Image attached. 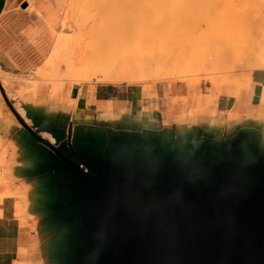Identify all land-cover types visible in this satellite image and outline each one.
I'll return each mask as SVG.
<instances>
[{
    "label": "water",
    "instance_id": "1",
    "mask_svg": "<svg viewBox=\"0 0 264 264\" xmlns=\"http://www.w3.org/2000/svg\"><path fill=\"white\" fill-rule=\"evenodd\" d=\"M0 90L21 124L18 158L30 161L19 177L39 193L44 264H264L259 125L192 135L24 106L28 124Z\"/></svg>",
    "mask_w": 264,
    "mask_h": 264
},
{
    "label": "rangeland",
    "instance_id": "2",
    "mask_svg": "<svg viewBox=\"0 0 264 264\" xmlns=\"http://www.w3.org/2000/svg\"><path fill=\"white\" fill-rule=\"evenodd\" d=\"M31 3L34 6L43 3L41 6L45 7L44 16L47 13H55L70 26L71 31L67 39L70 41L72 53L67 56L65 62L59 63L62 74L66 75L72 66L83 61V55L77 52L82 40L88 39L90 44L98 43L99 48L95 49L97 54L109 52L112 56L139 58L142 66L150 67L157 76L155 79L152 75L153 79L146 82L112 84L96 79L81 81L68 74L63 78L41 77L37 76L36 72L33 77L26 79L36 80L40 88L39 93L45 84L48 85V90L57 85L70 89L73 85L86 84L93 88L96 84H110L132 86L135 91H140L144 97L150 98V95L157 93L160 88L172 106L178 100L173 95L174 87L185 85L192 92V101L199 106L188 114H179L181 122L176 127L187 131L192 116H196L197 112L205 107L206 100L218 96L236 99L240 90L252 85L251 74L258 66L255 65L257 67L252 69L250 67L253 66L250 65H264V0H31ZM27 10V0H13V5L4 11L0 18V69H9L11 72L18 68L6 58V50L13 42V36L21 51L18 57H26L27 34L26 22L23 19L26 18ZM72 10L75 14L70 17ZM88 17H91V21L99 19L95 23L93 21V24L88 22ZM87 23L96 29L97 25L101 24L98 27L102 30L98 28L96 33L101 35H94L93 31L96 32V29L91 27L90 30ZM76 49L79 50L75 53ZM257 69H264V66ZM26 79L22 80L23 83ZM206 91L209 96L205 97V104L200 107L202 100L198 96H202ZM50 98H53V95ZM181 99L185 101L184 97ZM68 100L71 101L72 107L76 108L78 99ZM32 104L34 109V101ZM145 116V113H141L142 118ZM62 118L67 121L66 115ZM239 118V114L229 113V130L240 127L246 119ZM236 120L239 123L235 125ZM122 121L131 122L128 117H123ZM170 122L162 127L169 129ZM254 122L258 124L257 120L251 118L249 124ZM133 123L137 124L136 121ZM259 126L263 130V127ZM10 158V155L0 154V180L10 179L7 183H0V193L15 187H24L17 169L24 164L26 167L30 166L27 158L21 161L18 156H14L15 164L11 168ZM5 196L8 195L1 194L0 201ZM15 198L16 216L20 222H26L28 225L29 218L37 216L35 202L39 193L35 186H32L29 198L19 200L20 194ZM26 257L29 258L27 253Z\"/></svg>",
    "mask_w": 264,
    "mask_h": 264
},
{
    "label": "crops",
    "instance_id": "3",
    "mask_svg": "<svg viewBox=\"0 0 264 264\" xmlns=\"http://www.w3.org/2000/svg\"><path fill=\"white\" fill-rule=\"evenodd\" d=\"M27 1L31 2V0ZM11 5H13V0H0V18ZM30 8L28 6L29 10L26 11V18L23 19L26 22L27 34L26 57H18L21 51H19L20 48H18V43L14 39L15 36H13V42L8 45L6 50V58L10 62L15 63L14 65L18 66V68L13 69L11 72L9 69H1L10 76L18 78L22 76L19 80L20 83L15 85V89L21 88V85L26 86L21 80L26 79V77H33L37 70L48 60L53 47V35L46 15L44 16L43 13ZM251 81V87L240 90L236 99L218 96L217 98H209L205 104V97L209 96L207 95L208 91L202 93V96H198L202 100L200 107L204 104L205 107L197 112L196 116H192L191 124L186 130L191 132L196 126H205L211 129L229 131V113H237L241 117L239 120L244 117L257 120V123L263 127L264 131V69H256L251 74ZM47 87L48 85H43L42 90L34 100V108H41L46 113L54 115L57 121H63V115L67 116L68 122L72 121V114L61 106L69 97L70 99H78L76 114L79 116L77 119L81 121L112 124L113 117L108 112L109 103L112 101L122 107V113L125 110L128 114L134 116L139 113H145L146 116L142 119L148 123L152 122L160 126L167 124V120H164L163 92L160 88L156 91V99L155 97H144L142 92L135 91L129 85L96 84L93 88L86 84L81 86L73 85L70 89L66 87L63 90L62 95L64 98L62 100L55 99V97L50 98L49 92L52 88L48 90ZM2 90L15 111L14 104L18 102L24 109V106H26V95L20 98L17 96L12 98L6 94L4 88ZM191 93V90L185 85H176L174 87L173 95L178 99L172 105L174 114H188L190 110L199 107L192 101ZM0 95V101L2 102H0V149H4V151H0V154L10 155V167L13 168L15 164L14 156H19L21 152L17 141V131L21 129V124L5 101L1 90ZM182 97L185 98V101H182ZM16 99L18 100L17 102ZM20 116L22 117V115ZM129 123L134 124L133 122ZM238 123V120L234 121L235 125ZM176 126L175 122H170V127ZM42 136L45 137L43 134ZM19 179L23 180L24 187L7 189L0 193V195H8L0 201V264H17L20 262H23V264H44L41 256V239L38 236L37 229L38 217L31 216L28 225H26V222H20L15 213L17 202L15 196L20 194L19 200L29 198L30 188L34 186L27 181L25 182L21 177ZM9 180H0V183H7ZM26 253L29 258L26 257ZM26 258L28 260L27 263Z\"/></svg>",
    "mask_w": 264,
    "mask_h": 264
},
{
    "label": "bare ground",
    "instance_id": "4",
    "mask_svg": "<svg viewBox=\"0 0 264 264\" xmlns=\"http://www.w3.org/2000/svg\"><path fill=\"white\" fill-rule=\"evenodd\" d=\"M27 3L29 7L33 6V8L36 9L38 12L43 13V14L45 13V7L41 6V4H43L44 2L41 4L39 3L40 6H34L30 1H27ZM74 14L75 13L72 10L70 17H73ZM89 18L91 19V17H88V19ZM46 19L53 33V47H52V51H51V54L48 60L45 62V64L41 68L37 70V76L38 75L41 77L54 76V77L63 78L67 76L68 74V76L74 79L81 80V81H90L92 79H96L97 81H100V82L112 83V84L121 83V82H125V83L146 82L150 80L151 78L153 79L152 75H154V72L151 71L150 67H143L142 64L140 63L141 61L139 60V58L129 57V56H119V57L112 56L109 52L102 54V55L97 54L95 52V49L99 48L98 43L91 42L90 44L88 39L82 40V43L80 45V50L78 49L79 52H77L78 51L77 49L75 51V53L77 52L79 55L80 54L83 55V61L76 66H72L71 70L68 71L66 75L62 74L59 69V66H60L59 63L65 62L67 59V56L71 55L72 53V50L69 46L70 41L67 39L71 29H70V26L67 24V21L65 19L61 20L60 17L55 13H50V14L47 13ZM90 19L88 20V22L93 23L94 20L91 21ZM98 19H95L94 23ZM111 19L113 20V17ZM103 22L104 20L102 19V23ZM90 23H87L88 24L87 27H89L91 30V27L94 28V26H92ZM101 24L97 25V29L94 28L96 29V32L92 30L94 35H99V34L101 35V33L96 34L99 28L98 26H101ZM102 27L104 28V26ZM99 29H101V27ZM91 51H94V52H91ZM107 51L109 50L107 49ZM255 65H257L258 67ZM260 65L264 66L263 63H257V64L254 63V65H250V66H253L250 68L254 69V66L257 68H260L261 67ZM21 77L18 78V77L10 76L9 74L5 73L4 71L0 69V83L2 85V88H4L6 94L12 98L15 96L20 98L26 95V113H27V110H32V106H33L32 103L37 98L40 88H39V84L36 82L35 79H26V81L24 82L26 86L21 85L22 86L21 88L15 89V85L20 83L19 80L21 79ZM155 77L157 78L156 75H154V78ZM52 89L50 90V93H49L51 94L50 97L53 95V98L55 96V99L58 98V99L63 100L64 96L62 95V92H64L63 90L65 89L64 85H57L55 87H52ZM146 94H147V91H146ZM156 96H157V93L150 95V97H155L157 99ZM0 99H1V95H0ZM68 99H66L67 101L64 104L62 103L63 105L61 104V106L62 108L68 110L72 114L71 115L72 119L78 120L77 118L79 116L76 114L77 108L72 107V103ZM17 101L18 100L16 99V102ZM14 105H15L16 111H18V113H20V115H22L23 117L24 116L23 106H21L19 102L17 104L15 103ZM162 107L164 108V109L162 108L164 110V115H165L164 120H167V123L170 121L175 122L176 124L181 122V118L179 114H174L171 104L166 100L164 95H163ZM121 110H122V107H120L118 103L112 102V101L109 103L108 112L113 117L112 125H115L118 122L122 121L123 117H128L131 122L136 121L138 125H143L147 122L146 120L142 119L141 113L134 116V115L126 113L125 111L124 113H122ZM23 118H26L25 120L27 123H30V120L29 118H27V115L26 117L24 116ZM250 122H251V118L250 117L246 118L243 124L241 125V127L249 124ZM41 134H43L51 142H53L54 139L50 134H47L46 132H41Z\"/></svg>",
    "mask_w": 264,
    "mask_h": 264
},
{
    "label": "snow or ice",
    "instance_id": "5",
    "mask_svg": "<svg viewBox=\"0 0 264 264\" xmlns=\"http://www.w3.org/2000/svg\"><path fill=\"white\" fill-rule=\"evenodd\" d=\"M245 147H246V145H245L243 142H241V143L238 145V151L243 150Z\"/></svg>",
    "mask_w": 264,
    "mask_h": 264
}]
</instances>
